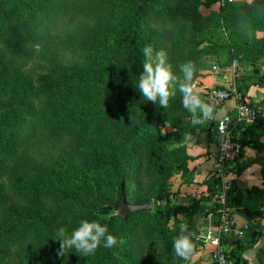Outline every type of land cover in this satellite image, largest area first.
I'll list each match as a JSON object with an SVG mask.
<instances>
[{
  "label": "trees",
  "instance_id": "obj_1",
  "mask_svg": "<svg viewBox=\"0 0 264 264\" xmlns=\"http://www.w3.org/2000/svg\"><path fill=\"white\" fill-rule=\"evenodd\" d=\"M215 1L0 0V264L192 260L195 251L179 257L173 241L181 215L184 234H197L194 217L205 211L204 198L177 203L170 186L193 160L186 138L214 135L213 120L194 123L203 117L183 107L178 86L160 108L144 101L134 84L145 46L165 52L177 80L183 78L179 66L190 62L191 86L202 44L223 25L264 32V0L212 9ZM235 47L251 63L264 59V36ZM37 60L39 73L29 67ZM253 85L264 87V77L249 83L243 96ZM240 128L243 146L250 136L264 150L263 117ZM131 185L134 204L152 201L153 210L114 214L112 203L127 201ZM249 200L264 206V184L243 193L234 188L229 196L249 220L244 235L223 238L229 264H249L244 252L260 237V212ZM84 219L106 225L122 243L100 246L87 257L74 249L59 256L58 230L71 232Z\"/></svg>",
  "mask_w": 264,
  "mask_h": 264
},
{
  "label": "crops",
  "instance_id": "obj_2",
  "mask_svg": "<svg viewBox=\"0 0 264 264\" xmlns=\"http://www.w3.org/2000/svg\"><path fill=\"white\" fill-rule=\"evenodd\" d=\"M249 96L253 95L249 93ZM234 105L235 101L233 99H229L225 103H219L218 106L220 107L216 109L218 116L232 110ZM214 121L211 127H214L212 126ZM250 138V136L247 138L249 142L244 145L243 156L229 167V172L234 180V188L242 193L246 189L263 187L264 184V150L259 149L258 145ZM261 140L264 141L263 138ZM185 143L188 145V153L193 157V160L190 161L187 173L176 175L177 183L174 190L171 191L179 192L177 195L179 197L178 202L183 205H189L194 198H204L202 206L205 207V211L194 217V222L199 228L202 225L207 226L213 223L217 217L214 211L216 209L214 197L206 198L210 195V187L214 186L215 182L217 144L213 132H211V135L203 133L188 137ZM247 205L252 208V211L258 210L260 212L261 223L259 227L260 237L254 246L244 252V257L249 264H264V206L260 208L259 204L250 200ZM236 211L238 225L242 227L248 224L249 226L248 218L239 212L237 207ZM260 218H256V221ZM202 248L195 253L192 259L195 262L199 261L200 264H213L210 258V249L206 246H202Z\"/></svg>",
  "mask_w": 264,
  "mask_h": 264
},
{
  "label": "rangeland",
  "instance_id": "obj_3",
  "mask_svg": "<svg viewBox=\"0 0 264 264\" xmlns=\"http://www.w3.org/2000/svg\"><path fill=\"white\" fill-rule=\"evenodd\" d=\"M253 0H216L212 9H218L219 7H239L252 3ZM204 12H208V9H204ZM244 26V27H242ZM240 28L235 27H225L224 25L220 30L213 35L214 40H206L201 48L204 52L201 54L199 61L197 62L196 72L197 75L191 83V87L196 95L200 97L202 102L212 107L213 113L208 119V122L211 120L218 119L217 110L219 101L211 95L218 91H225L229 93L230 100L234 95V91L239 93L242 96L244 101H249L251 106H255L257 103H260L261 109L264 111V87H259L257 85L251 86L250 90L247 93H251L253 96H243L242 91L247 85L251 82H256L260 80L261 77H264V59L258 60L254 63H251L244 58L243 54L239 53L240 48H236L235 44L241 43L243 41H251L256 38L263 37L264 32L254 29L250 25H242ZM225 41L228 44V47L222 49L214 47L215 43H221ZM40 60H37L36 64H31L29 67H32L35 70V73H39L38 66ZM177 81H183V78L178 79ZM199 115L202 113L197 110ZM202 120L203 123L205 119ZM165 131H168L170 127L168 125L163 126ZM191 137V136H188ZM187 137V138H188ZM186 138V139H187ZM264 139V136L262 137ZM264 142V141H263ZM177 183L176 176L172 179L171 190H174V186ZM128 198L127 202L134 204V196L136 194L135 187L130 186L128 189ZM179 192H172V198L177 202L179 197L177 196ZM191 200V199H190ZM189 200V201H190ZM180 226L186 227V218L180 216ZM191 239L195 237L191 234ZM189 238V237H188ZM191 239L190 242H191ZM191 251L195 253L202 248L200 243H192ZM186 264H200L199 261H194L192 259L189 263Z\"/></svg>",
  "mask_w": 264,
  "mask_h": 264
},
{
  "label": "clouds",
  "instance_id": "obj_4",
  "mask_svg": "<svg viewBox=\"0 0 264 264\" xmlns=\"http://www.w3.org/2000/svg\"><path fill=\"white\" fill-rule=\"evenodd\" d=\"M144 60L142 71L138 81L134 84L135 89L141 94L142 99L152 102L160 108H166L170 97L175 95L177 86L182 93V104L189 112L195 114L197 110L202 113L203 119H207L212 114V108L202 102L196 95L193 88L186 83L191 81L193 76V65L189 62L179 66V71L183 73V81H177L173 66L167 61L164 51H153L151 46L142 49ZM194 123L200 120L194 118ZM60 246L57 249L59 256H65L67 252L75 250L73 253H81L84 257L95 253L98 247L112 248L118 243L117 238L109 233L106 225L96 220H81L76 228L71 232L61 227L58 230L57 238ZM173 249L177 256L187 258L191 252L192 244L184 228L181 226L180 234L173 241Z\"/></svg>",
  "mask_w": 264,
  "mask_h": 264
},
{
  "label": "built area",
  "instance_id": "obj_5",
  "mask_svg": "<svg viewBox=\"0 0 264 264\" xmlns=\"http://www.w3.org/2000/svg\"><path fill=\"white\" fill-rule=\"evenodd\" d=\"M211 97L217 99L219 103H225L230 99L229 93L225 91L215 92ZM232 99L235 101L233 109L218 116L214 125L217 144L214 202L217 217L213 223L199 227L194 236L198 242L210 249L213 264H229L227 258L229 247L223 242L225 236L231 233L244 235L249 229L248 224L242 227L238 225L236 207L229 201V196L234 189V180L229 167L241 158L244 151V146L240 141L243 128L240 127L253 124L260 117L264 118V111L260 106L254 108L236 91Z\"/></svg>",
  "mask_w": 264,
  "mask_h": 264
},
{
  "label": "water",
  "instance_id": "obj_6",
  "mask_svg": "<svg viewBox=\"0 0 264 264\" xmlns=\"http://www.w3.org/2000/svg\"><path fill=\"white\" fill-rule=\"evenodd\" d=\"M214 123L212 126H214ZM112 206L116 207V209L114 210V214L123 217L133 213L150 212L153 210L152 201H148L144 204H131L125 200H122L121 198H117V200L114 203H112Z\"/></svg>",
  "mask_w": 264,
  "mask_h": 264
}]
</instances>
